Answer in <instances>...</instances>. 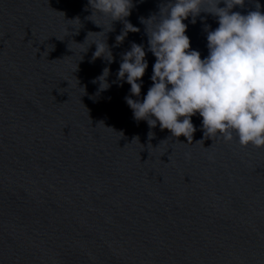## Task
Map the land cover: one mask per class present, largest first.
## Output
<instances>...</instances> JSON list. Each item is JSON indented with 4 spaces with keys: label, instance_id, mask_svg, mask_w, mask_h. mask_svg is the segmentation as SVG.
I'll use <instances>...</instances> for the list:
<instances>
[{
    "label": "water",
    "instance_id": "water-1",
    "mask_svg": "<svg viewBox=\"0 0 264 264\" xmlns=\"http://www.w3.org/2000/svg\"><path fill=\"white\" fill-rule=\"evenodd\" d=\"M169 2L134 0L126 19L140 31L117 44L123 21L90 17L88 0H0V264H264V147L205 139L198 114L188 143L125 102L123 53L147 51L141 18L155 23ZM257 3L264 11V0L233 11ZM191 21L204 58L218 20ZM97 41L114 62L92 59ZM146 59L133 99L152 84L156 57ZM106 67L111 87L99 92Z\"/></svg>",
    "mask_w": 264,
    "mask_h": 264
},
{
    "label": "clouds",
    "instance_id": "clouds-1",
    "mask_svg": "<svg viewBox=\"0 0 264 264\" xmlns=\"http://www.w3.org/2000/svg\"><path fill=\"white\" fill-rule=\"evenodd\" d=\"M221 3L225 7H219ZM245 3L246 0H170L155 23V16L141 18L147 26V51L156 57L152 84L142 100L132 97L141 96L142 78L149 67L145 46L134 42L123 53L117 72V79L131 86L125 102L136 121H146L150 129L159 125L173 137L184 136L191 143L197 131L192 117L198 114L205 139L223 136L230 142L235 137L241 146L264 147V11L259 3L257 10L247 14L233 11ZM88 5L92 9L90 17L103 14L112 21H123L117 44L128 33L140 31L126 19L132 14L134 0H88ZM201 12L214 15L219 25L215 30L205 29L209 51L204 58L200 51L192 49L185 23L189 17L196 23ZM95 45L93 60L114 62L108 45L102 41ZM109 74L110 68L106 67L94 79L99 83V92L111 87ZM148 135L151 139L154 134L150 131Z\"/></svg>",
    "mask_w": 264,
    "mask_h": 264
}]
</instances>
